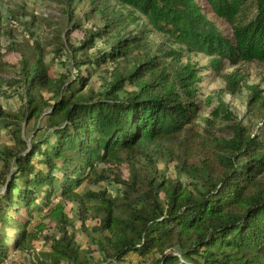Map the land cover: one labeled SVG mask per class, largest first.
Here are the masks:
<instances>
[{
    "label": "trees",
    "instance_id": "1",
    "mask_svg": "<svg viewBox=\"0 0 264 264\" xmlns=\"http://www.w3.org/2000/svg\"><path fill=\"white\" fill-rule=\"evenodd\" d=\"M65 1L68 22L45 45L18 41L0 26V87L18 86L23 98L16 113L0 105V123L14 140L0 150V264L11 250L30 249L46 229L44 223L28 229L35 208L55 220L61 234L39 264H91L81 259L66 205L55 196L75 200L83 224L91 209L99 213L97 230L107 232L97 239L105 264H124L131 254L150 257V264H264V87L247 84L238 71L223 75L231 92L250 90L248 106L260 122L252 131L221 99V111L233 122L227 136H216L195 127L196 68L180 63L184 51L214 57L217 68L224 60L264 63V0H206L232 24V37L197 0H117L180 45L145 58L139 55L148 44L143 31L127 32L128 23L107 12L103 0H91L97 4L86 12L89 18L96 10L102 25L72 44L80 21L72 12L76 0ZM96 38L106 47L90 52ZM46 46L56 58L69 50L75 72L54 76ZM11 53L20 57L15 75L5 59ZM110 64L104 90L83 94L92 77L87 69ZM43 89L52 96L46 99ZM43 114L50 116L52 135L28 141L23 123ZM160 161L175 163L192 186L167 177ZM109 180L122 185L120 196L78 191L85 181ZM8 228L16 234L3 231Z\"/></svg>",
    "mask_w": 264,
    "mask_h": 264
},
{
    "label": "rangeland",
    "instance_id": "2",
    "mask_svg": "<svg viewBox=\"0 0 264 264\" xmlns=\"http://www.w3.org/2000/svg\"><path fill=\"white\" fill-rule=\"evenodd\" d=\"M107 4V12L114 16L124 18L127 25V32L131 35L141 34L145 36L144 42L148 43L139 50L141 58L150 56L154 53L162 54V48L179 49L180 45L175 43L167 35L154 29L149 23L145 15L133 9L130 6L120 4L117 0H103ZM202 6L204 13L213 20L220 30L228 37H232L233 28L226 19L218 17L212 11L211 6L206 0H197ZM97 2L91 0H76L74 4L73 14L80 21L77 30L71 33V43L78 45L80 40L85 36L87 30L96 29L98 25H102L100 16L94 10L89 18L86 17V12L92 10ZM69 8L65 0H0V26L2 30L12 29L18 41H26L36 39L42 44L53 34V30L61 23L68 22L67 15ZM3 46L9 43V38L5 35L1 38ZM106 43L100 38H96L95 47L90 52L100 48H105ZM5 50V49H3ZM163 50V49H162ZM19 55L17 53L9 54L5 59L12 64L9 74L15 75L18 72ZM45 62L50 66L54 76L58 77L62 73L68 72L72 67V60L69 50L61 58H56L51 46H46ZM180 63L190 64L196 68V88L195 95L191 99L197 104L194 112L193 121L196 128L203 131L210 130L216 136H227L230 132L227 114L220 109L221 99L227 103L228 109L232 115L240 119L252 131L256 130L260 119L256 113L249 108L248 99L250 90L246 86H242L238 92H231L227 89V81L224 74L238 71L244 74V79L247 84H257L264 87V63L259 61L243 62L232 65L228 60H224L220 67L214 65V57L205 53L184 51ZM112 65L102 67H90L87 70L92 77L83 94H100L110 79V71ZM85 69L86 67H82ZM18 86L8 87L3 85L0 87V105L7 111L16 113L20 111L23 103L22 95L19 92ZM44 97L50 98L52 93L47 90H42ZM47 110H49L47 108ZM48 112V111H46ZM50 116L43 114L40 119L33 118L28 123H23V135L28 141L32 139L39 140L50 136L53 130L50 128ZM35 136V138H34ZM14 144V140L9 128H6L0 123V150L6 146ZM43 166V165H42ZM124 177L128 176V166L123 163L121 165ZM158 168L167 177L180 180L186 185H191V179L183 173H180L175 167V163L160 161ZM1 169V164H0ZM107 190L108 196L118 197L122 194V185L114 181H103L95 184L91 181H85L78 191H99ZM62 200L66 205V211L71 220L69 231L75 235V239L82 251L81 259H87L91 264H105L101 251L97 244V239L102 232L97 230L100 227V215L96 210L91 209L88 218L84 224L80 218L79 205L75 200L62 199L55 196L54 202ZM43 203L42 198L39 200ZM90 204L97 206L96 201H89ZM52 204L49 205V207ZM48 208V207H47ZM46 210V209H45ZM45 212L39 211L37 208L32 213V221L29 225V230H34L41 223L46 225V229L41 231L39 238L34 240L32 247L26 250H11L8 253L6 260L1 264H39L47 252L52 248L54 240H58L61 236L59 224L50 218L44 217ZM10 236L16 234L14 229H4ZM179 251V250H178ZM151 258L143 259L137 254L129 255L124 264H150ZM64 264H69L64 262Z\"/></svg>",
    "mask_w": 264,
    "mask_h": 264
}]
</instances>
